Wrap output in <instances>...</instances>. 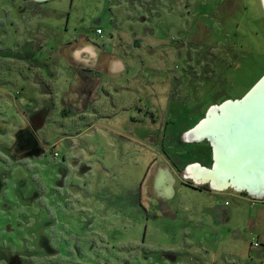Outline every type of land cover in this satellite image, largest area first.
Returning a JSON list of instances; mask_svg holds the SVG:
<instances>
[{"label":"rangeland","instance_id":"1","mask_svg":"<svg viewBox=\"0 0 264 264\" xmlns=\"http://www.w3.org/2000/svg\"><path fill=\"white\" fill-rule=\"evenodd\" d=\"M79 33L90 37L92 44L112 42L126 54L134 48L130 61L146 71V78L168 89L170 101H164V88L151 89L155 101H161L155 103V116L145 115L134 124L121 120V125L110 129L116 135L105 134L114 141L113 148L107 149L95 133L86 136L87 124L81 117L63 115L65 110L54 107L52 81L36 62H51L57 56L54 49L68 45ZM9 55L11 60L4 59ZM15 56H31L34 61L28 66ZM261 77L264 9L260 0H53L40 4L0 0V123H4L0 124V264H202L203 259L208 264H243L246 244L242 241L238 250L218 254L219 246H208L201 213L207 195L192 190L201 192L207 185L185 179L184 170L193 163L211 168V151L205 141L184 143L183 136L212 106L241 99ZM141 107L150 109L151 103ZM30 136L37 146L31 143L32 148H26L25 141L15 150V143ZM36 147L38 156H31ZM109 150L114 151L112 157ZM22 155L28 156L14 160ZM103 158L116 163L109 174L96 164ZM90 159L95 162L97 180L88 182L96 192L95 205L90 200L96 210H91V216L97 221L84 229L79 227L78 211L89 204H82L79 164ZM159 163L168 165L172 177L188 187L177 190L181 211L176 226L163 218L158 221L161 213L156 201L168 184L159 182L171 181ZM228 192L222 202L226 200L233 210L238 199L232 190ZM96 201L110 209L109 216L101 214ZM256 202L264 206V201L251 200ZM243 207L241 215H254L250 204ZM112 212L116 214L111 216ZM255 214L262 221L248 225L247 232L257 235L260 243L264 211L258 208ZM88 231L93 238L105 232L110 240L97 246L78 244L74 237ZM260 244L258 250H263L264 242ZM202 248L209 251L207 257L196 254ZM91 254L103 260H84Z\"/></svg>","mask_w":264,"mask_h":264},{"label":"crops","instance_id":"2","mask_svg":"<svg viewBox=\"0 0 264 264\" xmlns=\"http://www.w3.org/2000/svg\"><path fill=\"white\" fill-rule=\"evenodd\" d=\"M129 35L133 36V38H137L135 34L129 33ZM90 41L93 40L87 35L82 33L77 34V39L75 41L64 46L61 44L54 49V52L57 54L55 59L51 60V62L44 59V61L40 62L41 64H39V67L42 73L44 75L46 74L49 78V81H52V97L55 99L54 107H61V109L65 110L63 115L81 117V122L84 120L87 124L85 135L89 136L88 134L90 133L97 134L98 141H103L106 148L109 149L113 148L115 144L114 141L107 139L105 134L116 135V133L110 131V129H113L114 126L121 125V120L124 122L127 121L129 124H134L136 120L142 121V118L145 115H151V117L156 115L155 103L158 104L161 101H155V93L151 90L153 87L154 89L164 88L162 93L164 101L166 99L168 101L170 100L167 98L168 89L165 88L162 83L156 82L150 77L146 78L144 75L146 71H141L140 67L130 61L131 53H135L134 48L129 49L126 54L123 49H119V47H116L112 42L105 40L104 43L106 46H103L100 43L92 44ZM50 49H47L46 47L47 51H50ZM47 84H49V82H47ZM45 93L46 92H44V94ZM151 97H153V99ZM145 102L151 103L150 109L141 107V104H144ZM96 128L98 130H96ZM125 140L132 142L130 139ZM35 144L36 146L38 145L37 142ZM110 152L112 157L114 151L111 150ZM38 154L39 151L36 150L31 156L34 155L36 157ZM27 156L28 155L16 156L14 160L20 161ZM88 161L85 165L84 162H80L79 164L83 171L79 178L82 185H79L78 188H80V192L85 197L82 204H89L88 207L81 208L78 211V215L80 216L78 222L81 225L79 227H84V229L91 228L94 222L97 221L91 216V210L92 212L96 211H93L95 205L93 197L96 192H93L88 186V182L94 179L96 180V175L93 173L95 162L91 159ZM150 163L151 156L148 159V166H150ZM96 164L101 165V170L106 174H109L113 166L116 165L113 159L107 162L104 158L101 161H96ZM158 166H163V168L168 171L166 174L171 177V181H167L163 178L159 182V184L166 182L168 184L164 185L163 191L160 192L159 198H157L158 200L156 201V209L161 213V218L158 219V221H161L163 218L169 220L173 226H176V221L180 219L178 214L181 211V204L176 200L177 190L180 187H188L183 185V181L172 177L168 165L159 163ZM105 177L106 179H113V177L110 176ZM97 189L98 186L96 183L95 191H97ZM192 190L207 195L205 198L206 203L204 204V209L201 208V213L203 210V221L205 225L207 224V230H205L204 236L205 239L207 238L208 240V246H219L217 251L218 254L223 253L221 251H224L225 249L238 250V245H240L242 241L246 244V248L244 247L246 250L244 253L245 262L242 261L243 264H264V249L258 250L259 246H262L260 243H263L264 240H260V243L258 242L259 246L254 247V243L258 239V236H254L255 234L252 232H247L248 225L259 223L257 221H262V219L259 218L260 215H256L255 211L258 210V208L260 210L263 209L264 211V206H261L259 202L251 204L252 199L249 196L232 192L238 200L236 207L233 210H230L228 202L226 200L222 202V199L228 195L229 190L223 192H215L209 188L208 190L201 192L195 189ZM147 191L148 188L146 184L145 195L147 196V199L145 206H147L149 202ZM131 194L133 195L134 193ZM138 196H140L139 200L143 203L141 195ZM90 200L94 201V205L90 204ZM96 203L99 211L103 209L101 214L105 216L110 215V209H108V207H105L104 204L97 201ZM243 203L246 205L250 204V206L254 208L253 216H250V212L247 213V215H241L244 208ZM138 204L141 205L140 203ZM240 205L241 209L238 211L237 206L239 208ZM240 210H242V212H240ZM134 212L136 211L134 210L133 213ZM115 214V212H112L111 216H114ZM169 214L171 217L168 216ZM242 218H244L245 221H242L241 223L238 222V220ZM184 219L187 221L186 218ZM107 221L108 225H112L109 222L110 219H107ZM115 222L116 220H114V223ZM188 223L190 224L189 221ZM89 235L91 237H89ZM187 236L190 235L188 234ZM74 239L78 241V244H89V246L101 245L110 240L105 232H102L99 235L95 234V237L93 238L91 231L85 233L84 236L78 235L74 237ZM98 241L100 242L97 244ZM127 246L129 247V244H127ZM197 253L206 255L207 257L209 251L202 248L196 251V254ZM95 256L91 254L89 257H85L84 260H88L89 263L101 260L100 256ZM80 258L81 256L79 257V260H81ZM190 259L192 262V256ZM107 261V258H105L106 263ZM205 261L206 259H203L202 264H208L205 263ZM240 262L230 261L227 263L223 261L222 264H241Z\"/></svg>","mask_w":264,"mask_h":264},{"label":"water","instance_id":"3","mask_svg":"<svg viewBox=\"0 0 264 264\" xmlns=\"http://www.w3.org/2000/svg\"><path fill=\"white\" fill-rule=\"evenodd\" d=\"M33 3H46L53 0H28ZM264 9V0H260ZM264 94V77L252 87L239 100H228L219 106H212L206 113L205 118L199 121L191 130L183 136L184 142L194 143L207 141L211 148L212 166L206 168L199 163L192 164L184 170V178L189 179L195 185H207L215 192L232 190L242 193L251 199L264 200V177L258 175L264 169V145H258L242 149L240 152H233L228 145L222 147L217 138H232L231 134H237L232 127L238 121L233 117L236 113L244 114L253 98ZM264 97V95H263ZM262 97V98H263ZM249 105V106H248ZM264 113V112H263ZM264 115V114H263ZM264 124V123H263ZM259 125L261 129L264 125ZM233 132V133H232ZM230 134V135H229ZM234 144V143H233ZM229 149L231 155L227 154ZM236 154L235 156H233Z\"/></svg>","mask_w":264,"mask_h":264},{"label":"bare ground","instance_id":"4","mask_svg":"<svg viewBox=\"0 0 264 264\" xmlns=\"http://www.w3.org/2000/svg\"><path fill=\"white\" fill-rule=\"evenodd\" d=\"M263 95H260L257 98L255 96L252 102L249 103V105H252L248 107L247 110H245L244 114L242 112H239L234 115L233 119L236 121H240H238L232 127H228V131L230 128V130L232 129L233 132L236 131L237 134H231V139H225V136L221 137V139L217 138L222 147L228 145L229 148H232L233 152L241 153L242 149H245L246 151L248 147L255 146V143L261 146L264 145V127L262 129L260 127L264 123ZM230 153L231 150L229 149L227 154L229 155ZM235 155L236 154H234L233 156ZM258 175L264 177V169L260 170Z\"/></svg>","mask_w":264,"mask_h":264},{"label":"flooded vegetation","instance_id":"5","mask_svg":"<svg viewBox=\"0 0 264 264\" xmlns=\"http://www.w3.org/2000/svg\"><path fill=\"white\" fill-rule=\"evenodd\" d=\"M47 3V2H46ZM97 35V34H96ZM98 36V35H97ZM76 39H77V37H76ZM75 39V40H76ZM75 40H73V41H75ZM24 48H27V45H24ZM32 48V46H30V49ZM33 49V48H32ZM35 55V54H34ZM34 55H32V57L34 56ZM12 57L13 56H6V57H4V59H6V60H11L12 59ZM16 57V56H15ZM32 57L31 56H29V57H26V56H22V57H16V60L17 61H20L22 64H27L28 66L29 65H32L31 64V62L32 61H34L33 59H32ZM31 61V62H30ZM37 62V65H39V64H41L38 60L36 61ZM17 73L18 72H16V76H17ZM2 119V118H1ZM0 124H4V123H0ZM0 132H3V130L2 131H0ZM25 141H27L26 142V148H32L30 145H31V143H33L34 145H36L35 144V142L33 141V138L30 136V137H28V138H26L25 140H20V141H18L17 143H15L14 144V146H16L15 147V150L17 149V151H19L18 150V148L20 147V145L22 144V143H24ZM183 142H184V140H183ZM206 142V144L208 145V148H210V151H211V153H212V148H211V146H210V144L207 142V141H205ZM185 143V142H184ZM1 150H5V149H1ZM36 150L38 151V149H37V147L35 148V150H34V152H36ZM6 152V151H5ZM211 153H210V155H211ZM189 186V185H188ZM204 186H206V185H204ZM190 187H193V186H191L190 185ZM198 190H200V189H198ZM205 190H208V186H207V188H202L201 189V191H205ZM258 201H264V200H258Z\"/></svg>","mask_w":264,"mask_h":264},{"label":"built area","instance_id":"6","mask_svg":"<svg viewBox=\"0 0 264 264\" xmlns=\"http://www.w3.org/2000/svg\"><path fill=\"white\" fill-rule=\"evenodd\" d=\"M96 34H97L98 36H100V35H101V31H100V30H97V31H96ZM53 155H54L55 158L58 157V152H57V151H54ZM257 246H259L258 242H255V243H254V247H257Z\"/></svg>","mask_w":264,"mask_h":264}]
</instances>
